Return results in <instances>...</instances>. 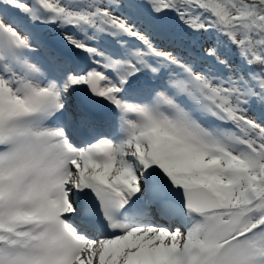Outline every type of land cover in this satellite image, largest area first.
I'll return each instance as SVG.
<instances>
[{"label":"snow or ice","instance_id":"obj_1","mask_svg":"<svg viewBox=\"0 0 264 264\" xmlns=\"http://www.w3.org/2000/svg\"><path fill=\"white\" fill-rule=\"evenodd\" d=\"M0 264H264V0H0Z\"/></svg>","mask_w":264,"mask_h":264}]
</instances>
